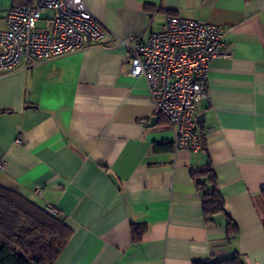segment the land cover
Returning <instances> with one entry per match:
<instances>
[{
    "label": "crops",
    "instance_id": "1",
    "mask_svg": "<svg viewBox=\"0 0 264 264\" xmlns=\"http://www.w3.org/2000/svg\"><path fill=\"white\" fill-rule=\"evenodd\" d=\"M19 1L0 0V30ZM83 1L99 40L0 71V186L55 208L72 230L54 264H199L234 254L264 264V0ZM166 14L218 25L229 53L208 64L196 150L175 148L146 80L128 75L129 47L159 31ZM207 162L224 199L210 222L191 176ZM133 224L146 226L139 241Z\"/></svg>",
    "mask_w": 264,
    "mask_h": 264
},
{
    "label": "built area",
    "instance_id": "2",
    "mask_svg": "<svg viewBox=\"0 0 264 264\" xmlns=\"http://www.w3.org/2000/svg\"><path fill=\"white\" fill-rule=\"evenodd\" d=\"M44 12H49L44 18L46 26L37 28ZM222 34L218 25L166 14L159 31L129 47L128 75L146 80L154 111L169 121L177 149L201 146L195 108L207 98L209 62L229 56ZM102 35L99 22L83 0H20L3 17L0 71L11 70L22 59L29 67L73 52ZM3 165L0 159V168ZM46 211L58 214L50 206Z\"/></svg>",
    "mask_w": 264,
    "mask_h": 264
},
{
    "label": "trees",
    "instance_id": "3",
    "mask_svg": "<svg viewBox=\"0 0 264 264\" xmlns=\"http://www.w3.org/2000/svg\"><path fill=\"white\" fill-rule=\"evenodd\" d=\"M201 142L202 137H201ZM201 193V205L207 222L224 213V199L217 187L210 162L191 171ZM264 208V188L259 194ZM264 229V218L262 220ZM225 229L235 235L237 227L228 217ZM146 226L132 225L134 241H139ZM72 230L57 216L42 209L22 194L0 186V264H54ZM199 264H244L240 256L206 261Z\"/></svg>",
    "mask_w": 264,
    "mask_h": 264
},
{
    "label": "rangeland",
    "instance_id": "4",
    "mask_svg": "<svg viewBox=\"0 0 264 264\" xmlns=\"http://www.w3.org/2000/svg\"><path fill=\"white\" fill-rule=\"evenodd\" d=\"M49 12H44L42 15V20H38L36 23L37 28H44L46 26V22L44 20L45 17H48Z\"/></svg>",
    "mask_w": 264,
    "mask_h": 264
},
{
    "label": "water",
    "instance_id": "5",
    "mask_svg": "<svg viewBox=\"0 0 264 264\" xmlns=\"http://www.w3.org/2000/svg\"><path fill=\"white\" fill-rule=\"evenodd\" d=\"M200 119H201V115L200 116H196V120L199 122L200 121Z\"/></svg>",
    "mask_w": 264,
    "mask_h": 264
}]
</instances>
